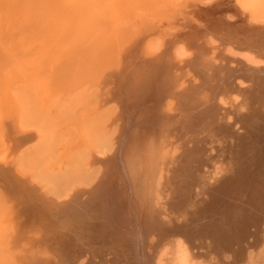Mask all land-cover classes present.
<instances>
[{"label":"bare ground","instance_id":"bare-ground-1","mask_svg":"<svg viewBox=\"0 0 264 264\" xmlns=\"http://www.w3.org/2000/svg\"><path fill=\"white\" fill-rule=\"evenodd\" d=\"M210 1L0 0V264H264V44L179 38Z\"/></svg>","mask_w":264,"mask_h":264},{"label":"rangeland","instance_id":"rangeland-1","mask_svg":"<svg viewBox=\"0 0 264 264\" xmlns=\"http://www.w3.org/2000/svg\"><path fill=\"white\" fill-rule=\"evenodd\" d=\"M207 4L198 3L189 8L195 21L183 26L177 34L179 38L190 40L196 33L202 38L209 31L264 44V26L250 22V15L240 9L236 0H212Z\"/></svg>","mask_w":264,"mask_h":264}]
</instances>
